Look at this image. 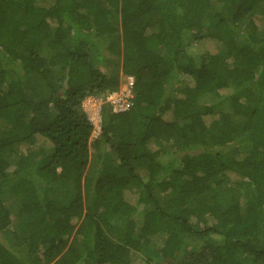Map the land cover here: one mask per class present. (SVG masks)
Wrapping results in <instances>:
<instances>
[{
	"label": "trees",
	"instance_id": "obj_1",
	"mask_svg": "<svg viewBox=\"0 0 264 264\" xmlns=\"http://www.w3.org/2000/svg\"><path fill=\"white\" fill-rule=\"evenodd\" d=\"M261 4L0 0V264H264Z\"/></svg>",
	"mask_w": 264,
	"mask_h": 264
},
{
	"label": "built area",
	"instance_id": "obj_2",
	"mask_svg": "<svg viewBox=\"0 0 264 264\" xmlns=\"http://www.w3.org/2000/svg\"><path fill=\"white\" fill-rule=\"evenodd\" d=\"M133 87L134 78L132 76H126L122 79L120 88L117 91L110 92L105 97L101 98H87L85 100L87 106L84 107V109L88 114L90 121L94 122L95 119H97L101 122V107L105 103L109 104L115 113L128 111L133 105ZM89 111L93 114L92 116L89 115ZM94 134H98L96 129Z\"/></svg>",
	"mask_w": 264,
	"mask_h": 264
},
{
	"label": "rangeland",
	"instance_id": "obj_3",
	"mask_svg": "<svg viewBox=\"0 0 264 264\" xmlns=\"http://www.w3.org/2000/svg\"><path fill=\"white\" fill-rule=\"evenodd\" d=\"M262 8H264V4H261L256 10H254V15L256 16L255 18L259 21V22H261V28H260V31H261V34H264V18L259 14L260 13V11H261V9ZM124 78V77H123ZM122 78V79H123ZM124 81V80H123ZM214 102H217L215 99H213L212 98V96L211 95H206V96H204L202 99H201V103H214ZM87 106V104H85V102H84V107H86ZM216 106V105H215ZM218 107L219 108H224V103L223 104H219L218 103ZM90 108V107H89ZM89 110V109H88ZM89 113V115H93L90 111L88 112ZM93 123V125H94V127H95V129L97 130V133L98 134H93V138H96L98 135H99V133H100V124H101V122H99L97 119H95V121L94 122H92ZM180 154V153H179Z\"/></svg>",
	"mask_w": 264,
	"mask_h": 264
}]
</instances>
